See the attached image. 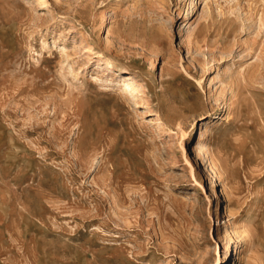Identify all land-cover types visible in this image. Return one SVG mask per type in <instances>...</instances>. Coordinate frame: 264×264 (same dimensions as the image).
Here are the masks:
<instances>
[{"label":"rangeland","instance_id":"1","mask_svg":"<svg viewBox=\"0 0 264 264\" xmlns=\"http://www.w3.org/2000/svg\"><path fill=\"white\" fill-rule=\"evenodd\" d=\"M0 264H264V0H0Z\"/></svg>","mask_w":264,"mask_h":264},{"label":"bare ground","instance_id":"2","mask_svg":"<svg viewBox=\"0 0 264 264\" xmlns=\"http://www.w3.org/2000/svg\"><path fill=\"white\" fill-rule=\"evenodd\" d=\"M102 65H104V69H107L109 71L113 70L115 67L114 64L111 63H103ZM122 78H123V89L126 90L130 84L135 81L137 79V74L134 73H126V74H122ZM129 89V88H128ZM130 91V89H129ZM126 92V91H125ZM205 139V133L204 132H200L196 143L194 144V147L196 149V151L200 150L202 141ZM193 194H196L194 190H191Z\"/></svg>","mask_w":264,"mask_h":264}]
</instances>
